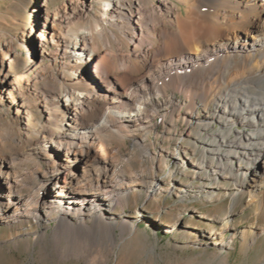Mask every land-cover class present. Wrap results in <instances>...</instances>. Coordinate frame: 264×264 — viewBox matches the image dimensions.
Returning a JSON list of instances; mask_svg holds the SVG:
<instances>
[{
  "label": "bare ground",
  "instance_id": "bare-ground-1",
  "mask_svg": "<svg viewBox=\"0 0 264 264\" xmlns=\"http://www.w3.org/2000/svg\"><path fill=\"white\" fill-rule=\"evenodd\" d=\"M42 14L21 35L38 60L19 66L16 45L0 46V105L10 114L0 117V224L54 216L57 246L92 234L113 243L115 229L138 220L113 211L139 192L134 184L146 198L160 194L154 171L167 159L170 171L232 179L236 195L264 188V0H65ZM177 122L175 150L147 142L158 124L175 139ZM108 137H130L137 150L113 149ZM136 151L150 169L132 174ZM209 184L179 192L219 200ZM230 213L212 245L239 238L246 248L245 233L224 236Z\"/></svg>",
  "mask_w": 264,
  "mask_h": 264
},
{
  "label": "rangeland",
  "instance_id": "rangeland-1",
  "mask_svg": "<svg viewBox=\"0 0 264 264\" xmlns=\"http://www.w3.org/2000/svg\"><path fill=\"white\" fill-rule=\"evenodd\" d=\"M64 1L0 0V46L7 42L16 45L15 55L19 59V66L27 59L38 60L29 45L21 40L22 33L27 35L35 26L38 15L42 16L46 9L51 11ZM35 6L37 9H33ZM94 11L98 12V9L94 8ZM82 22V25L87 24V21ZM46 63L48 60H44L40 66ZM32 110L37 123H41L43 113L40 108L33 106ZM0 117L4 120L10 118L6 106L0 105ZM163 132L162 125L158 124L148 134L147 142H155L158 148L163 147L167 152L175 150L176 144L181 142L177 137L183 134L181 122H177L171 134L175 139L168 140ZM106 139L113 149L126 151L136 147L130 137ZM183 144L188 148L187 141H183ZM187 156L192 157L189 149ZM192 160L197 162L198 157ZM167 162L170 161L167 159L157 163L163 170L159 167L154 171L162 180L160 194L146 198L144 188L134 184L133 190L141 193H131L126 206H117L113 211L114 217H125L130 222L137 217L135 230L121 232L115 229L113 243L104 235L92 234L91 237L73 241L62 237L58 247L55 236L61 233L54 216L49 218L46 225H40L34 219L0 224V264H264V188L253 195L248 193L250 188L236 195L232 179L215 182L203 176L197 177L195 172L180 167L170 171ZM171 164L172 161L168 165ZM149 167V163L140 158L136 151L127 170L135 174L140 170H149ZM41 168L46 169V165L42 163ZM204 184H209L211 192L219 194L220 199L207 201L202 195L179 192ZM219 185L222 188L217 189ZM229 211L231 229L224 236L232 232L245 233L244 239L249 243L246 248L239 238L233 239L230 246L223 249L212 245L215 243L212 238H218L220 242L223 224L219 220ZM184 230L191 231L192 236L183 238ZM42 233L44 239L37 240V235Z\"/></svg>",
  "mask_w": 264,
  "mask_h": 264
}]
</instances>
